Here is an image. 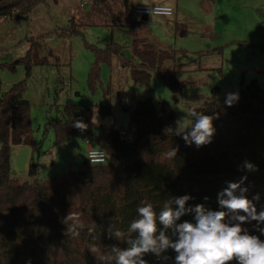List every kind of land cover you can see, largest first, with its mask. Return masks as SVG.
I'll return each mask as SVG.
<instances>
[{
    "label": "trees",
    "instance_id": "16d2710c",
    "mask_svg": "<svg viewBox=\"0 0 264 264\" xmlns=\"http://www.w3.org/2000/svg\"><path fill=\"white\" fill-rule=\"evenodd\" d=\"M124 2L129 7V0ZM43 3L46 0H0V19L16 13L29 15ZM69 32L80 34L72 29ZM89 49L95 56L87 78L88 90L93 94L103 88V66H111L114 58L130 67L135 85L144 86L149 92L153 76L175 95L181 90L175 71L178 65L165 68L166 63L175 62L174 53L158 51L146 39L134 38L130 60H126L123 47L114 42L105 48L89 45ZM20 62L29 66L46 64L36 52L35 44ZM110 88L109 85L103 90L104 102L95 108L98 124L95 142L107 152L109 161L92 164L87 158L77 171L40 178V168L33 156L27 181L13 176L12 150L30 146L34 153H39L41 143H36L27 101L17 97L14 90L15 95L12 91L8 94L11 108H0V264H116L113 248L126 250L131 247L128 240L138 238V233H129L128 229L139 218L137 208L142 201L152 204L157 217L167 200L184 195L192 197L186 208L203 204L206 210L227 212L218 203V193L228 187V182L239 183L244 176L247 179L241 187L248 189L246 197L254 203L257 213L264 211V90L257 81L245 84L242 79L237 93L239 100L231 107L226 105V98L213 96L191 109V113L195 110L214 117L212 142L199 148L194 142L187 145L182 135L176 134L175 112L165 101L159 110L152 96L139 100L131 110L130 128L134 133L132 142L127 144L122 131L114 126ZM55 106L56 118L49 119L46 125L53 130L57 145L83 139L80 130L74 127L80 121L79 104L68 100L62 107ZM13 122L18 128L13 129ZM171 148H178L174 159L167 157ZM245 161L256 170L243 169ZM257 194L259 200H253ZM71 212L80 214L79 223L83 227H76L79 237L68 232L73 221L63 223ZM185 221L195 224V213L186 214L175 223ZM225 222L238 223L229 217ZM255 224V221L245 223L242 228L264 241ZM260 227L264 228V224ZM157 228L159 236L164 228L158 218ZM117 230L123 233L120 238L115 236ZM165 235L173 241L178 239L172 229L165 231ZM92 247L97 249L95 253L90 251ZM175 255L169 249L160 258L152 253L143 258L147 264H175Z\"/></svg>",
    "mask_w": 264,
    "mask_h": 264
},
{
    "label": "rangeland",
    "instance_id": "374dc122",
    "mask_svg": "<svg viewBox=\"0 0 264 264\" xmlns=\"http://www.w3.org/2000/svg\"><path fill=\"white\" fill-rule=\"evenodd\" d=\"M137 5L169 6L174 16L144 20L133 15ZM70 29L80 34H71ZM134 38L146 39L158 51L174 53L175 62L166 63L165 68L178 65L179 94L156 76L152 92L135 85L130 67H124L118 58L111 66H103V88L95 94L88 90L87 78L95 61L89 45L105 48L117 43L130 60ZM31 43L46 64L20 62ZM242 79L245 84L255 80L264 90V0H129V7L124 0H46L29 15L16 13L0 20V108H11L10 91L22 96L30 106L36 143H41L39 153L30 146L13 148L11 168L20 181L29 180L33 156L40 178L79 169L91 147L85 138L93 140L94 148L99 145L95 142V108L104 102L103 90L109 85L114 126L126 132L125 142L130 144L134 133L130 112L137 100L144 99L142 94L152 96L159 110L165 101L176 114L177 128L190 133L194 124L191 109L213 96L237 94ZM68 100L79 104L80 121L87 125L88 135L57 145L46 123L56 118L55 104L62 107ZM12 127L18 128L17 123Z\"/></svg>",
    "mask_w": 264,
    "mask_h": 264
},
{
    "label": "clouds",
    "instance_id": "9594fccd",
    "mask_svg": "<svg viewBox=\"0 0 264 264\" xmlns=\"http://www.w3.org/2000/svg\"><path fill=\"white\" fill-rule=\"evenodd\" d=\"M157 11H159V7L156 10L149 8V15H156ZM170 14L171 9H168L165 15ZM238 100V94L228 93L225 103L231 107ZM191 115L195 118V123L189 128L191 129L190 134L179 128L176 134L182 135L189 146L193 142L197 148L210 144L215 132L214 117L195 110ZM74 127L81 132L87 129V125L79 120L75 122ZM177 152L178 148H171L167 153L168 159H174ZM89 159L92 164L101 163L103 153L93 151ZM242 167L249 172L256 170L255 166L247 161ZM246 179L247 177L244 176L239 183L228 182V187L218 193V203L221 208L227 209V212L206 210L203 204H198L194 208H186L185 205L192 197L184 195L167 200L157 217L152 204L142 201L141 206L137 208L139 218L133 220L128 229L129 233H138V238L128 240L131 247L126 250L121 251L113 248L117 254L116 264H147L143 258L145 254L152 253L160 258L162 257L161 253L167 252L169 249L176 253L175 264H229L233 260L237 261V264H264V241H261L258 236L248 234V230L242 228L243 224L255 221V230L264 235V228L260 227L261 224H264V211L257 213L254 203L246 197L248 189L241 187ZM237 191H239V195L235 194ZM253 200L258 201L259 195L254 196ZM173 204L177 206L175 209L172 207ZM192 212L195 213V224L188 221L178 225L175 223L182 216ZM240 213H244V215ZM226 217L238 221V223L225 222ZM157 218L164 228V231H160L159 236L156 235L158 231ZM79 219L80 214L71 212L63 221L65 224H68V221L74 222L68 227V232L73 237L80 235V232L76 231V227H83L79 223ZM168 229H172L173 235L178 236V239L175 241L169 239L165 235V231ZM92 231L93 229L90 228L89 232ZM122 235L123 233L119 230L115 232L117 238ZM90 251L95 253L97 249L92 247ZM163 259L166 260L167 257H163Z\"/></svg>",
    "mask_w": 264,
    "mask_h": 264
},
{
    "label": "built area",
    "instance_id": "2783aa9c",
    "mask_svg": "<svg viewBox=\"0 0 264 264\" xmlns=\"http://www.w3.org/2000/svg\"><path fill=\"white\" fill-rule=\"evenodd\" d=\"M157 7H159V11L156 12V15H153V16H163V17H172L174 15V9L172 7H169V6H162V5H156V6H150V5H137L134 7L133 9V15L134 16H142L143 18L147 17L149 18L150 15H149V8L153 9V10H156ZM171 9V14L170 15H165V12L168 11V9ZM3 18H1L0 20H2ZM80 134L82 136H87L88 135V132L87 130L81 132L80 131ZM122 134H126V132H122ZM85 140L89 143V145L91 146L90 149L88 150L87 152V158L88 160L91 162V160L89 159L90 158V155L93 151H96L98 153H103V161L101 163H93V164H105L109 161V155L107 154V152L98 147L97 148H94L93 145V140L90 138V137H86Z\"/></svg>",
    "mask_w": 264,
    "mask_h": 264
},
{
    "label": "crops",
    "instance_id": "0c3cea01",
    "mask_svg": "<svg viewBox=\"0 0 264 264\" xmlns=\"http://www.w3.org/2000/svg\"><path fill=\"white\" fill-rule=\"evenodd\" d=\"M173 16H174V15H173ZM173 16H172V17H173ZM156 17H163V16H156ZM143 98H146V95H145V94H142V95H141V99H143ZM136 102H138V100H137ZM94 145L96 146V144H94Z\"/></svg>",
    "mask_w": 264,
    "mask_h": 264
},
{
    "label": "water",
    "instance_id": "95a60500",
    "mask_svg": "<svg viewBox=\"0 0 264 264\" xmlns=\"http://www.w3.org/2000/svg\"><path fill=\"white\" fill-rule=\"evenodd\" d=\"M144 20H147L148 18L147 17H145V18H143ZM15 172H13V174H14Z\"/></svg>",
    "mask_w": 264,
    "mask_h": 264
}]
</instances>
